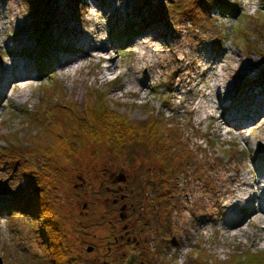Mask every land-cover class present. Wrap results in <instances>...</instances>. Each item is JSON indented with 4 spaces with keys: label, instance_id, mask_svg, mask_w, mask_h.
Instances as JSON below:
<instances>
[{
    "label": "rangeland",
    "instance_id": "374dc122",
    "mask_svg": "<svg viewBox=\"0 0 264 264\" xmlns=\"http://www.w3.org/2000/svg\"><path fill=\"white\" fill-rule=\"evenodd\" d=\"M49 1L0 0V69L3 72L0 79L4 80L11 71L10 53L19 52L29 58L35 70V76L26 82L30 86L20 97L13 99L10 95L20 92L25 82L20 85L18 81H9L6 97L0 95V264H54L52 255L45 249L46 243L38 238L42 222L16 208L10 212L4 208L12 195L23 194L26 181L35 183V180L50 183L44 186L42 195L49 196L66 229L72 264H113L114 257L106 254L104 244L110 238L109 229L103 223L109 212L103 195L97 192L99 184L101 189L107 185L106 181L101 183L100 177L107 163L123 164L130 169L137 198L135 206L144 205V213L145 205L149 207L144 264H196L199 258L205 264L239 262L244 256L264 252L262 227L250 223L246 232L230 237L220 228L226 211L222 213L209 202L216 197L218 183L227 185L233 173L251 170L249 158L256 150L264 156V125L254 129L246 141L239 136L232 140L220 138L211 123L206 125L205 119L196 122L194 105H191L206 81L203 77L197 83L202 70L210 64L209 59H221L218 65L236 64L237 59L243 63L253 61L252 80L264 95V0H208L207 8L211 11L198 7L192 22L187 17L181 20L186 8L179 10L176 5L172 8L177 0H51L52 6L48 9ZM214 3L234 7L237 14L219 11ZM159 5L163 6L166 21L144 26L139 34H134L128 26L146 20L151 9ZM46 22L55 23L47 32L50 50L40 53L35 34ZM65 26H75L76 36L98 30L102 40L113 47L110 51L117 65L114 72L103 77L104 61L96 57L84 60V66L76 73L60 69L63 48L66 47L64 51L69 55L77 53L71 48V44L77 45ZM141 51L145 55L139 62ZM145 75L149 79L146 86L137 89L129 84L134 76ZM240 82L238 90H241ZM90 92L93 94L88 96ZM100 92L111 108L120 114L126 113L131 120L153 116L170 127L169 132L164 131L173 168L167 185L163 183L166 161L159 152L160 142L148 150L149 156L143 160L140 156L144 153L135 149L130 162L124 155L110 156L106 145L90 140L79 142L78 138L68 135L71 122L80 124L82 111ZM51 97L48 106L53 105L52 114L47 106L44 120L39 118L33 126L24 121V126L25 110L41 111L43 103ZM212 100H216L215 96ZM52 127L74 143L76 154L69 162L58 160L56 168L60 171L47 175L36 162L33 165L41 168L29 175L23 173L27 161L22 162L21 158L28 159L27 136ZM55 131L52 132L55 134ZM173 134L181 139L179 146L184 144L191 150L189 157L186 148V155L178 156L177 146L173 148ZM250 142L254 148H249ZM240 212L244 217L242 213L245 215L246 210ZM208 215L213 218L212 222L204 221ZM205 234L210 236L206 239ZM88 246H92L89 252Z\"/></svg>",
    "mask_w": 264,
    "mask_h": 264
},
{
    "label": "trees",
    "instance_id": "16d2710c",
    "mask_svg": "<svg viewBox=\"0 0 264 264\" xmlns=\"http://www.w3.org/2000/svg\"><path fill=\"white\" fill-rule=\"evenodd\" d=\"M28 1L31 2L32 0ZM52 2L51 0L48 2V9H51ZM208 2V0H177L172 8L175 5L179 10L186 8L187 12L184 14V17L181 16V20L187 17L192 22V17L195 14L197 15L198 7H201L202 10L207 12L211 11L210 8H207ZM214 5L219 11L224 12L225 10L226 13H231L233 15L237 14V9L229 5L219 3H214ZM147 7L149 6L147 5ZM150 13L151 15L147 16L146 20H142V22H139L138 24L136 23V25L132 23L128 26L131 28V31H134V34H139L144 26L147 28V26H151L157 21H166V15L162 5H159L155 9L152 8ZM54 24V22H46V25L41 28L40 32L35 34L39 42L38 46L40 47V53L46 52L50 49L47 46V32L49 26ZM46 26H48V28H46ZM33 31L35 33V29H33ZM261 56L263 57V53ZM92 94L93 93L90 92L88 96ZM98 94V97H96V99L82 111L83 116H81L80 124H77L75 120L71 122L69 127L71 130L68 131V135L71 134L73 138H78L79 142L90 140L92 142H97L98 144L106 145V147L110 148V152H108L110 156H116L119 158L121 155H124L128 157L130 162L133 158L132 152L135 149H139L144 153V155L140 156L141 160H143L144 158H148V150L151 148L154 149V147L160 142L159 152H161L162 157L166 161L163 164V168L166 166L164 171L165 180L163 183L167 185L170 182L169 179L171 178L173 168L171 166L172 156L169 154L170 146H166L168 138L164 135V131L170 130V127L162 125L161 120L153 116L145 120H131L126 113L123 112L120 114L116 112L115 109L111 108L109 105L110 103H108L105 98H102V96H104L102 92ZM52 97H54V93L52 94ZM52 97L48 102L43 103L41 111L38 110V112L32 113L31 110L26 109L23 114V116L26 115L23 117V122L25 121L27 124L29 123L33 126L37 121H40L39 118H41V121L44 120V117L47 114L46 111L48 110L47 106L52 101ZM52 103L54 104V102ZM57 104L62 107L60 102ZM57 104L55 106H57ZM48 107H50V113L52 114L53 105ZM65 108H67V105ZM25 122L23 123L24 126L26 124ZM40 125L41 124L37 125V127H40ZM48 127L51 126L48 125ZM55 130L54 127L47 128V130L44 129L43 131H39L36 135L27 136V146L25 147L28 149V159L25 160L21 158L22 162L27 161L23 165V173L29 175L34 169L41 168L40 165H42L44 168L43 173L48 175L50 172L60 171L56 168L57 162L60 158L67 162L71 161V157L76 154L74 143L70 142L68 137L62 136ZM72 130L76 134L71 132ZM52 131H55V134ZM173 139H175V145L173 148L177 146V150L180 152L178 156L180 157L182 154L186 155V153H184L186 148V150H188L187 157H189L191 150L187 146L185 147L184 144L179 146L181 139L179 140V137H176L174 134ZM36 162H39L38 164L40 165H33ZM123 163L125 164L124 161ZM34 182L35 183L32 181H26V186L23 188V194L12 195L10 199H7L8 203L4 207L5 211L10 212V209L16 208L25 215L41 221L42 223L39 224V229L37 231L38 238L40 239L41 237L43 242L46 243L45 249H47L49 254L52 255L54 264H72L73 258L69 255L71 246L68 244L66 229L64 228L63 223L60 222L61 219L54 211L53 206L49 201V196H47V194L45 196L42 195L44 192L42 191L44 186L50 183L39 182L37 180ZM32 193L34 195H32ZM169 194H171V192H169ZM29 195H32L33 197H30ZM103 223H105V219H103ZM196 260V264H205L200 258ZM56 261H59L60 263H57ZM217 264H264V252L249 254L244 256V258H241L239 262L231 260L230 262H218Z\"/></svg>",
    "mask_w": 264,
    "mask_h": 264
},
{
    "label": "bare ground",
    "instance_id": "6f19581e",
    "mask_svg": "<svg viewBox=\"0 0 264 264\" xmlns=\"http://www.w3.org/2000/svg\"><path fill=\"white\" fill-rule=\"evenodd\" d=\"M65 29L69 30L72 41L76 43L77 47H73L71 44V48L77 53L69 55L64 51L66 47L63 48L60 69H64L66 73H76L84 66V60L90 61L96 57L104 61V71H101L103 77L114 72L117 65H114L115 60L110 51L113 47L106 40H102L98 30L92 29V31L86 32L85 36H76L75 26H65ZM144 47L142 48L144 49ZM144 55V52L141 51L139 62L144 59ZM231 59L234 60V57L231 56ZM218 60L209 59L210 64L202 70L201 77L197 79V83H201L200 81L204 80L203 77L206 78V81L203 88L198 91L200 94L191 102L195 109V120L198 123L205 119L206 125L211 123L215 134L220 138L228 137L229 140H232L233 137L239 136L243 141H246L247 136L253 133L254 129H259L264 125V95H262L261 88L257 90L256 82L252 80L253 61L243 63L241 59H237L236 64L230 65L226 62L218 65L221 59ZM9 63L10 73L7 72L4 80L0 79V95L6 97L5 93L10 82L18 81L20 85L25 82L20 92L10 95L11 98L13 96V99H16L22 95L21 92L24 89L30 86L26 82L35 76V70L34 66L30 65L29 58L22 57L19 52L10 53ZM2 68L5 71V68ZM239 69L241 72H238ZM2 73V69H0V75ZM146 79L147 75L134 76L129 84L140 89L146 86L149 81ZM239 82L241 90H238ZM3 86L5 87L4 94L1 89ZM213 96L216 98L215 101L212 100ZM142 97L144 98V93ZM247 128L249 133L244 134ZM253 136L256 137L254 134ZM249 148H254L253 142H250ZM256 152L257 150L249 158L251 167L249 171L253 172L250 174L249 171L241 170L239 174L233 173L227 185L218 183L217 190H215L216 197L209 199V202L218 206L222 213L226 211L224 222L220 224V228L230 237L246 232L250 223L256 224L264 230V156ZM244 164L246 165V163ZM242 210H246V216L242 213L244 217L240 215ZM204 221L212 222L213 218L208 215L204 217ZM208 236L210 234L206 236V239Z\"/></svg>",
    "mask_w": 264,
    "mask_h": 264
},
{
    "label": "flooded vegetation",
    "instance_id": "af4514ba",
    "mask_svg": "<svg viewBox=\"0 0 264 264\" xmlns=\"http://www.w3.org/2000/svg\"><path fill=\"white\" fill-rule=\"evenodd\" d=\"M106 166L102 168L100 177L101 183L106 181L107 185L101 189L99 184L97 188L98 194L103 195L106 211L109 212L104 223L110 236L104 242L106 254L114 257L113 264H124L130 254L135 256V264H144L142 257L147 245L149 207L145 205L144 213V205L135 206L137 198L127 166L115 163H107ZM119 174L125 180L120 181ZM99 195L97 197L100 198ZM84 205L87 207V204Z\"/></svg>",
    "mask_w": 264,
    "mask_h": 264
},
{
    "label": "water",
    "instance_id": "95a60500",
    "mask_svg": "<svg viewBox=\"0 0 264 264\" xmlns=\"http://www.w3.org/2000/svg\"><path fill=\"white\" fill-rule=\"evenodd\" d=\"M118 179L120 181H123L125 180L124 176L122 174H119L118 176ZM88 252L92 250V246H88L87 249H86ZM135 256L134 255H129L128 259L125 261L124 264H135Z\"/></svg>",
    "mask_w": 264,
    "mask_h": 264
}]
</instances>
